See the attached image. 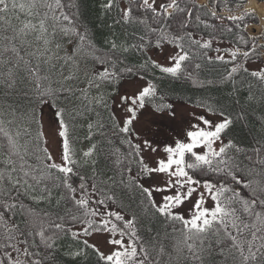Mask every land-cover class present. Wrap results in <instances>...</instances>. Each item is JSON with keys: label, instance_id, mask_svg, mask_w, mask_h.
Instances as JSON below:
<instances>
[{"label": "snow or ice", "instance_id": "obj_1", "mask_svg": "<svg viewBox=\"0 0 264 264\" xmlns=\"http://www.w3.org/2000/svg\"><path fill=\"white\" fill-rule=\"evenodd\" d=\"M248 3L0 0V264H264Z\"/></svg>", "mask_w": 264, "mask_h": 264}, {"label": "bare ground", "instance_id": "obj_2", "mask_svg": "<svg viewBox=\"0 0 264 264\" xmlns=\"http://www.w3.org/2000/svg\"><path fill=\"white\" fill-rule=\"evenodd\" d=\"M246 6L247 7H255L259 14H264L263 4H261V3H257L254 0H249V3Z\"/></svg>", "mask_w": 264, "mask_h": 264}, {"label": "rangeland", "instance_id": "obj_3", "mask_svg": "<svg viewBox=\"0 0 264 264\" xmlns=\"http://www.w3.org/2000/svg\"><path fill=\"white\" fill-rule=\"evenodd\" d=\"M257 3H261V4H263V8H264V1H257V0H255ZM145 119H146V121L148 122L147 123V126L148 127H150V128H153L154 130L158 127L157 125H154V124H152L151 123V120L153 119V117H151V116H149V115H145Z\"/></svg>", "mask_w": 264, "mask_h": 264}]
</instances>
